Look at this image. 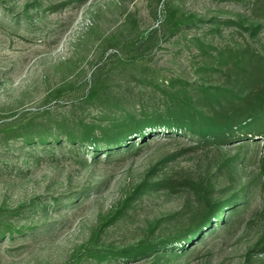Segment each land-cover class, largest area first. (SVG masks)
Masks as SVG:
<instances>
[{"label":"rangeland","instance_id":"374dc122","mask_svg":"<svg viewBox=\"0 0 264 264\" xmlns=\"http://www.w3.org/2000/svg\"><path fill=\"white\" fill-rule=\"evenodd\" d=\"M245 51L264 55V0H0V264H264V136L163 132L109 155L22 143L53 126L84 139L159 105L201 110ZM50 197L72 199L45 210ZM238 197L226 226L180 250L207 203Z\"/></svg>","mask_w":264,"mask_h":264},{"label":"trees","instance_id":"16d2710c","mask_svg":"<svg viewBox=\"0 0 264 264\" xmlns=\"http://www.w3.org/2000/svg\"><path fill=\"white\" fill-rule=\"evenodd\" d=\"M251 31L253 33L254 29ZM245 52L243 60L236 58L233 61L235 67L234 85L232 84L231 88L226 89L228 94L221 92L207 94V87L202 88L201 94H204L206 101L197 102V105H200L204 110H197V107H193L191 103H187L185 106H180L181 104L172 105V107L159 105L151 108V110L129 113L122 119L120 125H113L109 129L103 127L98 134H93L91 131L94 129L91 128V135L86 134L84 139H81L82 137L78 136L75 130L73 133L64 128L53 126L45 131L39 130V132L23 135L22 143L29 146L35 145L46 152L63 148L66 144H69L71 150L75 147V150L84 148L90 151L96 150L97 152H93V155L101 151H105L109 155L113 151L116 153L128 151L133 148L135 143L144 142L145 137L148 135L158 136L159 133L163 132L168 134L169 132L184 133L195 138L197 142L210 141L214 144L226 143L245 134L262 137L264 136V55L255 51ZM241 61H244V64L239 66L237 62ZM209 95H211L210 98H208ZM203 113H206V115ZM28 125L32 130L37 128L32 123ZM28 125L25 124V126ZM81 125H83V128L87 127L85 124ZM77 129L80 130V127ZM6 138H9V136H6ZM152 186L171 189L170 187L174 184L160 181L152 183ZM237 195L239 194H235V196ZM238 198L216 205L207 203V214L201 217L191 232L190 230L187 231L185 236L178 240L180 250H185L184 243L203 237L205 231L212 234L215 230L214 226L218 228L226 226L231 219L230 216H236L238 212L237 204L240 200ZM71 199L66 198L59 201L58 197H50L45 201L44 209L52 210L51 208H54L57 203H64ZM39 201L32 202L27 209L33 210ZM214 207H216V211H220V214L214 213L216 212ZM226 208L230 216L224 219L222 212ZM18 209L22 210L23 206ZM11 231L15 233V230ZM20 231L17 230V232ZM168 245L174 244H172V241L160 242L153 245L154 249L153 246L150 249L152 252L157 253L164 250ZM169 247L170 251L177 250V248ZM260 248L264 250V245ZM126 254V252L111 253L105 257H124Z\"/></svg>","mask_w":264,"mask_h":264}]
</instances>
